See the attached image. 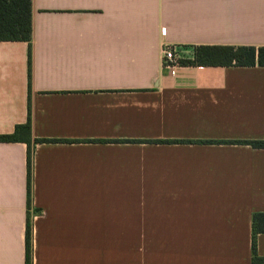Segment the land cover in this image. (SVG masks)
<instances>
[{"label":"crops","instance_id":"obj_1","mask_svg":"<svg viewBox=\"0 0 264 264\" xmlns=\"http://www.w3.org/2000/svg\"><path fill=\"white\" fill-rule=\"evenodd\" d=\"M31 22L30 84L28 44L0 41V136L29 103L54 141L31 144L29 210L27 146L0 142V264H25L27 219L31 264H250L264 149L205 142L264 141V67L162 49L264 47V0H31Z\"/></svg>","mask_w":264,"mask_h":264},{"label":"trees","instance_id":"obj_2","mask_svg":"<svg viewBox=\"0 0 264 264\" xmlns=\"http://www.w3.org/2000/svg\"><path fill=\"white\" fill-rule=\"evenodd\" d=\"M31 0H0V41H22L28 44V80L30 84L31 70ZM182 66H212V67H264V47L255 48L248 46H200L194 49L193 59L179 60ZM54 140L31 139L30 134V104L28 103L27 121L18 125L12 134L1 135L0 142H23L27 146L26 158V206L31 208L32 198V153L31 144L53 142ZM128 143H133V141ZM138 143H141L139 141ZM146 143H187L186 141L158 140ZM209 144H239L249 145L254 149H264V141H206ZM35 213V211H34ZM260 214L253 215L251 237V260L250 264H264V257L257 254L256 235L264 233V226L259 220ZM30 221L27 219L25 229V264L32 263Z\"/></svg>","mask_w":264,"mask_h":264},{"label":"built area","instance_id":"obj_3","mask_svg":"<svg viewBox=\"0 0 264 264\" xmlns=\"http://www.w3.org/2000/svg\"><path fill=\"white\" fill-rule=\"evenodd\" d=\"M176 51H177L176 46H165L162 49V60L165 67L171 68L172 66L178 64Z\"/></svg>","mask_w":264,"mask_h":264}]
</instances>
